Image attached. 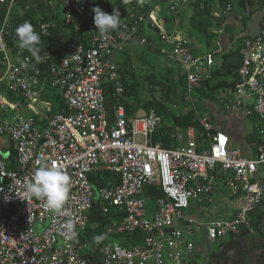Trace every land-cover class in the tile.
Listing matches in <instances>:
<instances>
[{"label":"built area","instance_id":"2783aa9c","mask_svg":"<svg viewBox=\"0 0 264 264\" xmlns=\"http://www.w3.org/2000/svg\"><path fill=\"white\" fill-rule=\"evenodd\" d=\"M123 1L117 30L104 35L92 31L86 44L75 38L51 44L40 52L43 61L36 63L27 50L9 45L22 0H0V264H90L93 253L101 264H192L194 242L183 234L185 230L201 228L207 241L215 244L251 228L250 212L264 198V177L257 176L264 169V5L249 10L257 11L259 26L241 40L233 85L215 92L222 108L256 117L255 152L246 156L230 145L224 132L215 130L208 113H199L192 96L220 67V47L197 52L177 24L178 11L192 9L194 3L201 8L210 2L216 18L228 16L231 4ZM44 5L48 19L35 10L40 36H47L57 21L68 25L82 17L89 0H49ZM156 44L159 55L181 68L184 111L192 110L196 116L202 143H197L193 127L176 128L173 144L164 148L152 142L161 126L153 110L125 111L117 54L131 45L150 49ZM105 84L115 98L110 112ZM1 152L13 153V167ZM41 163L57 166L70 177L61 214L24 189ZM104 172L111 178L103 176L105 185L94 191L91 183L98 184L97 174ZM218 176L239 200L234 215L194 219L188 211L210 198ZM152 192L160 195L151 199ZM111 206L124 212L122 218L89 235L98 225L90 221L91 208L106 214ZM136 231L143 239L131 247L114 239ZM97 236L103 237L99 243Z\"/></svg>","mask_w":264,"mask_h":264},{"label":"trees","instance_id":"16d2710c","mask_svg":"<svg viewBox=\"0 0 264 264\" xmlns=\"http://www.w3.org/2000/svg\"><path fill=\"white\" fill-rule=\"evenodd\" d=\"M46 1L49 0H22L21 2V9L22 13L19 15L14 16L13 24L14 27L11 30V36L9 37V45L14 48L18 46L17 38L15 35V29L18 25L22 24L24 21H29L33 24L34 28L36 27V9L40 12L41 18L46 20L49 17L44 14V7ZM199 1V0H197ZM233 0H217L220 6H225L226 4L230 3L232 5ZM238 4L244 9L245 5H250L251 0H239ZM25 5H28V8H25ZM256 7L259 8L260 6L264 5V0H256L255 3ZM35 8H34V7ZM99 6L104 12L111 14L113 8H118L120 15H124V7L125 3L123 0H95L94 7ZM93 8V7H92ZM92 8H88L85 14L82 17L76 18L74 22L64 25L62 22L57 21L54 28L50 29L49 34L47 36H40L41 37V44L40 48L41 51L44 48L49 47L51 44H55L57 42H64L65 40H69L72 38L80 40L83 44H86L87 39L91 36L92 31H95V25L93 22L94 13L92 12ZM189 8V7H186ZM185 8V9H186ZM213 6L210 2L206 1L203 7H199V4L194 3L192 4V9H190V19L189 23L192 26V31L196 34L199 38H205L207 44L208 42L211 43L209 39L210 36H215L216 34L209 30L210 26L214 28L220 29V25L223 18H216L214 17L212 12ZM183 10V9H182ZM182 10L178 11V14ZM247 11V10H246ZM187 22V20H186ZM178 25L184 31L189 30L188 24L184 22V16L182 18H178ZM114 31V30H113ZM154 51L158 52L157 44L155 47L152 48ZM117 63V62H116ZM124 67L128 64L127 60H124L122 63ZM240 64V57L238 55V49L232 50L230 49L228 52L222 54L221 57V65L220 67L215 70L213 74V78L211 80H206L201 83L200 87L195 89L194 93L192 94L194 100L197 104V109L200 114L208 113L207 105L213 103L216 100V93L219 88H225L233 85V79L235 77L236 69ZM123 67V68H124ZM118 72L121 76V80L124 86V92L122 96V101L124 103L125 111L127 114L134 111V102H136V90L135 86L129 83L126 80V77H130L128 73H126L123 69L118 68ZM178 82L177 85L173 81H168L166 84H162V82H157V85H160L164 90V99H168V96H176L178 95V101L185 108V104L183 102V90L185 87V79L184 76L178 74ZM225 79V80H224ZM104 95L106 99V104L108 111L110 112L113 108L115 98L113 91L110 89L108 84L104 85ZM127 97L132 98L131 101H127ZM154 102H147L143 106L145 110L148 112L152 109L160 118H161V126L156 130V132L152 135V142L153 143H160L162 147L169 148L171 144H173V138L171 135L175 131V129L185 130L187 127H193L196 132V141L197 143L203 142V134L202 128L199 126L197 122L196 116L194 115L192 110L184 111L177 115L169 112L167 108L158 102L157 100H153ZM135 105V104H134ZM250 123L249 130L245 133L244 139L248 143L249 147L252 150V153L255 152V148L252 147V143L255 141V132L256 127V117L253 114L248 116ZM3 153V152H2ZM1 156L9 161L8 166L13 167L12 165V158L13 153H9L7 156ZM102 175V176H101ZM99 179L98 184H94L96 188L104 186L102 177L105 176L106 179L111 178V175L108 172L98 173L97 174ZM101 176V177H100ZM219 179H222L221 176H218ZM94 178L91 176V179ZM160 195L159 192H152L151 199L158 197ZM264 198L260 205H263ZM204 203V201L202 202ZM201 203V204H202ZM124 215L123 211H119L114 206L109 207V210L106 214H101L100 210L97 207L91 208L90 211V221L96 222L97 229L94 233H91L92 237L95 236L96 233H99L101 230V225L105 223H112L113 221H119L122 216ZM264 215V209L262 210L257 206L250 212V224L251 226L257 231L258 224L260 223L261 218ZM122 246L124 247H131L136 243H141L143 236L141 232L136 231L132 234H120L114 237ZM90 264H101L99 257L93 253L91 257Z\"/></svg>","mask_w":264,"mask_h":264},{"label":"crops","instance_id":"0c3cea01","mask_svg":"<svg viewBox=\"0 0 264 264\" xmlns=\"http://www.w3.org/2000/svg\"><path fill=\"white\" fill-rule=\"evenodd\" d=\"M238 2L239 0L232 1V9L229 12L228 16L222 19L220 29L214 28L213 26L209 27V30L216 34L214 37L210 36L212 38L210 40L212 41V44H210L209 42L207 44L205 38L197 37L196 34L192 31V26L188 22L190 19L189 8H183L180 14H178L177 24L178 18H182L184 16V22L188 24L187 27L189 30H181L186 35V37L190 39L191 44L196 47L194 49L197 52L201 53L219 46L220 58L218 59L221 60L222 54L228 52L230 49H238L242 38L255 33L259 26V17L256 13L257 11H255L254 13L251 12L249 14V10H252L256 7V0H251V4L247 6L245 5L244 9L238 4ZM234 42H236V45H234ZM147 50L154 51L152 48ZM218 103V101H214L213 103L207 105V111L209 112V115L215 124V130L224 132L230 139V145L237 148L238 146L235 144V142H233L235 138L231 135L227 123L229 118L232 117L233 113L235 118L239 117L238 115L240 113H238V111L234 109H224ZM175 112L171 113L177 115V113ZM217 118L218 120H222L223 125L221 127L218 126ZM247 120H249L248 117ZM246 132L247 130L244 128L241 137L242 145L239 147V149L244 155L251 156L252 150L244 139ZM225 189H227V187L221 185L220 179H218V183H216V185L214 186V190L212 193H215L218 197L217 206H221L220 208L214 206L215 204H213L214 202L210 197L208 200L204 201V203L199 204L198 206L192 204V207L188 211L189 214L197 216L198 219L196 220L204 221H212L219 218L232 217L235 213V209L239 204V200L235 199L234 196L230 194V192L225 194ZM262 204L263 205H260L259 208L263 210L264 201ZM253 229V227H251L250 229H243L240 235H237L236 238L233 237L234 241L232 242L227 240L229 237H225L217 244L209 243L206 237H204L205 233L201 228H193L192 232L185 230L183 234L187 236L189 240H192L194 242L193 253L191 255V263L197 264L196 259L200 258V264H242L243 259H246V264H263L260 259H263L262 255L264 254V245L261 244L262 241L260 240V238H264L263 232L261 231V229L264 230V224L263 226H260L258 224L257 231L254 229L255 231L253 232ZM195 236L199 238L198 241L200 240V243L201 239L204 241L206 239V241L208 242L209 248L205 253L204 250L201 251L198 245L195 244Z\"/></svg>","mask_w":264,"mask_h":264},{"label":"rangeland","instance_id":"374dc122","mask_svg":"<svg viewBox=\"0 0 264 264\" xmlns=\"http://www.w3.org/2000/svg\"><path fill=\"white\" fill-rule=\"evenodd\" d=\"M95 5V0H89V8L94 7ZM20 12V10H17ZM162 11H164L165 14V9L162 6ZM169 15V13H168ZM171 16L167 20V27L170 28L172 25L171 22ZM212 38L209 37V40ZM212 44V41L211 43ZM233 45V43H232ZM234 45H236V42H234ZM124 60L128 61V64L124 67L122 64ZM117 66L120 69H123L126 73L129 74L130 77H126V80L129 81L130 84L135 86L136 90V97L133 106H134V111H139V113H147V111L144 108V104L147 102H154L153 100H157L158 102H161L168 111L175 112V113H182L184 112V107L181 104V102L178 101L179 97L178 95L176 96H168V99H164V90L160 85H157L156 83L162 82V84L168 83V81H173L177 85L178 82V74L181 71V68L179 67L178 64H176L173 61L168 60L167 58L162 57L159 55V52L156 51H149L147 49H141L135 45H131L127 48H124L121 52L117 54ZM124 67V68H123ZM132 98L127 97V101H131ZM244 101H247V99H244ZM216 102V101H215ZM178 104V105H177ZM173 106V107H172ZM183 107V108H182ZM172 108V109H171ZM182 108V109H181ZM152 110V109H150ZM149 110V111H150ZM175 110V111H174ZM148 111V112H149ZM236 113V112H235ZM238 116L239 117H234V113L232 114V117L229 118L228 120V127L231 132V135L235 138L233 142L238 146L237 148L242 145L241 144V137L243 134L244 128L248 131L250 128V121L247 120V117L242 114L241 112ZM218 126L221 127L223 125L222 120H218ZM196 133V132H195ZM184 138H186V133L183 132ZM236 148V147H235ZM2 153V152H1ZM3 155H6L4 152L2 153ZM257 176L259 177H264V169H259ZM92 184V189L94 191H97L96 186ZM227 194L229 192L228 188L225 189ZM211 200H213V204H215V207L217 206V199L218 197L216 196L215 193H211ZM97 196H95L94 200H96ZM219 206L218 208H220ZM194 219H198L197 216L191 215ZM44 225V224H43ZM40 226L41 227H43ZM205 237V236H204ZM196 242L195 244L198 245L199 249L201 251L204 250V253L208 250V242L201 239L198 241V237L195 236ZM196 263L200 264V258L196 259Z\"/></svg>","mask_w":264,"mask_h":264},{"label":"clouds","instance_id":"9594fccd","mask_svg":"<svg viewBox=\"0 0 264 264\" xmlns=\"http://www.w3.org/2000/svg\"><path fill=\"white\" fill-rule=\"evenodd\" d=\"M92 12L94 13L95 28L101 35L117 30L121 25L118 8L114 7L112 13L108 14L96 6L92 8ZM15 35L18 47L27 50L36 63H41L44 59L40 55L41 37L33 24L24 21L16 27ZM23 66L27 67L28 65ZM70 183L69 175L61 168L48 163H41L25 182L24 189L30 197L44 200L49 210L61 214L69 198ZM67 227L69 232H72L73 225L69 223ZM72 234L75 235L74 232ZM95 239L99 243L103 237L97 236Z\"/></svg>","mask_w":264,"mask_h":264},{"label":"water","instance_id":"95a60500","mask_svg":"<svg viewBox=\"0 0 264 264\" xmlns=\"http://www.w3.org/2000/svg\"><path fill=\"white\" fill-rule=\"evenodd\" d=\"M263 224H264V216L262 217V220H261V222L259 223V225L260 226H263ZM261 231L263 232V235H264V230L263 229H261ZM261 244H263L264 245V238H262L261 239ZM262 257H263V259H260L262 262H263V264H264V254L262 255ZM242 264H246V259H243L242 260Z\"/></svg>","mask_w":264,"mask_h":264},{"label":"flooded vegetation","instance_id":"af4514ba","mask_svg":"<svg viewBox=\"0 0 264 264\" xmlns=\"http://www.w3.org/2000/svg\"><path fill=\"white\" fill-rule=\"evenodd\" d=\"M259 206H260V205H259ZM251 227H252V226H251ZM242 230H243V229H240V231H239L236 235H233L232 237H231V236H227V238L229 237L227 240H228V241H231V242L234 241V238H233V237L236 238L237 235H240L241 232H242ZM254 231H255V230L253 229V232H254ZM261 239H262V238H260V240H261ZM215 244H217V243H215ZM256 246H257V245H256ZM256 246H255V247H256ZM262 247H263V246H262ZM233 262H235V261H233Z\"/></svg>","mask_w":264,"mask_h":264}]
</instances>
